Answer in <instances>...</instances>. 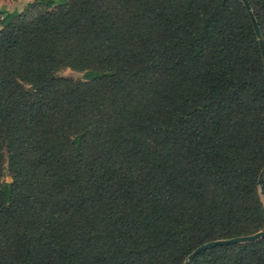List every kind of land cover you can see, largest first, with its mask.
<instances>
[{"label": "trees", "instance_id": "1", "mask_svg": "<svg viewBox=\"0 0 264 264\" xmlns=\"http://www.w3.org/2000/svg\"><path fill=\"white\" fill-rule=\"evenodd\" d=\"M247 1L264 44V0ZM263 168L242 0L0 9V264H183L263 229ZM191 264H264V237Z\"/></svg>", "mask_w": 264, "mask_h": 264}, {"label": "water", "instance_id": "2", "mask_svg": "<svg viewBox=\"0 0 264 264\" xmlns=\"http://www.w3.org/2000/svg\"><path fill=\"white\" fill-rule=\"evenodd\" d=\"M242 2L244 3V6L246 8V10L248 11V14L250 16L251 22L253 24L256 36L258 38L259 41V46L261 49V53H262V59H263V63H264V44H263V40L260 34V30L259 27L257 25V22L250 10V5L248 3L247 0H242ZM258 186H259V193L262 196V200L264 203V191H263V181H264V168L261 170V172L259 173L258 176ZM264 237V227L263 229L252 233V234H248V235H242V236H237V237H232V238H226V239H217V240H212V241H207L201 245H199L197 248H195L185 259L183 264H191L193 258L199 254L200 252L206 250V249H210L216 245H229V244H236V243H244V242H251V241H255L257 239H260Z\"/></svg>", "mask_w": 264, "mask_h": 264}, {"label": "rangeland", "instance_id": "3", "mask_svg": "<svg viewBox=\"0 0 264 264\" xmlns=\"http://www.w3.org/2000/svg\"><path fill=\"white\" fill-rule=\"evenodd\" d=\"M32 0H0V9L5 8L10 11L14 10H23L25 6ZM62 76L71 77L73 79H80L82 77V73L71 70L69 68L63 69L59 72ZM3 181H9L10 177L5 172L2 177Z\"/></svg>", "mask_w": 264, "mask_h": 264}]
</instances>
